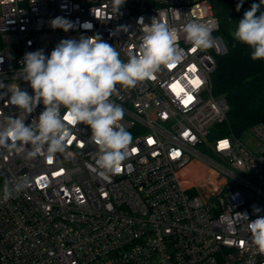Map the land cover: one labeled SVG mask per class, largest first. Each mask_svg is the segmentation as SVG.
<instances>
[{"label": "built area", "instance_id": "2783aa9c", "mask_svg": "<svg viewBox=\"0 0 264 264\" xmlns=\"http://www.w3.org/2000/svg\"><path fill=\"white\" fill-rule=\"evenodd\" d=\"M56 17L73 28L53 29ZM141 17L178 30L190 20L217 22L216 44L194 49L181 37L180 63L134 88L116 86L110 100L123 109L119 123L132 143L107 180L92 170L97 146L83 124L66 121L68 147L52 157L0 148V264H264L242 216L264 215V119L246 129L257 148L219 130L229 105L214 93L212 73L227 47L211 0H125L118 14L111 0H0V81L32 95L18 79L24 54L50 55L62 39L81 36L99 34L127 62ZM0 94V118L18 114L5 104L7 89ZM25 177L29 187L5 202L6 182L12 188Z\"/></svg>", "mask_w": 264, "mask_h": 264}, {"label": "clouds", "instance_id": "9594fccd", "mask_svg": "<svg viewBox=\"0 0 264 264\" xmlns=\"http://www.w3.org/2000/svg\"><path fill=\"white\" fill-rule=\"evenodd\" d=\"M125 0H111L113 13H119ZM243 0L237 4V11ZM264 0L252 3L232 32L234 40L251 49L252 60H264ZM53 29L67 32L73 24L63 17L51 20ZM141 28L140 43L127 62L120 58L116 47L99 34L81 36L79 39H62L45 55L43 49L26 52L19 69L18 79L27 82L33 94L22 90L19 84L7 86L0 81V88L10 96L6 105L18 109V114L0 118V148L18 151L27 149L28 157L46 152L49 157L64 153L72 129L68 126L86 125L91 130V140L97 146L95 167L99 176L109 179L119 174L132 143L131 133L119 123L123 109L110 97L123 88H134L140 81L155 79L162 66L170 67L184 59L185 50L179 47L182 37L194 49H210L216 44L213 32L219 24L195 20L183 24L178 30L164 19L153 17L149 24L138 21ZM91 27V25H88ZM127 31L126 27L121 29ZM2 62V61H0ZM4 94H0V99ZM43 104V110L30 124L27 117ZM65 110L64 115L61 109ZM30 146V147H29ZM29 187L28 179L21 178L9 188L6 182L3 200L6 202ZM254 213L261 209L254 208ZM248 219L252 249L264 255V215Z\"/></svg>", "mask_w": 264, "mask_h": 264}, {"label": "trees", "instance_id": "16d2710c", "mask_svg": "<svg viewBox=\"0 0 264 264\" xmlns=\"http://www.w3.org/2000/svg\"><path fill=\"white\" fill-rule=\"evenodd\" d=\"M211 3L220 19V33L227 47L226 53L217 56L212 73L214 93L225 96L229 105L227 120L219 125V130L240 136L264 119V60H252L251 49L232 36L252 3L243 2L239 11V0H211Z\"/></svg>", "mask_w": 264, "mask_h": 264}, {"label": "rangeland", "instance_id": "374dc122", "mask_svg": "<svg viewBox=\"0 0 264 264\" xmlns=\"http://www.w3.org/2000/svg\"><path fill=\"white\" fill-rule=\"evenodd\" d=\"M240 139L246 143H248V145L252 148H257V144L255 143V141L253 140L252 137V133L250 130H246L244 131L241 135H240ZM0 183H1V176H0Z\"/></svg>", "mask_w": 264, "mask_h": 264}]
</instances>
